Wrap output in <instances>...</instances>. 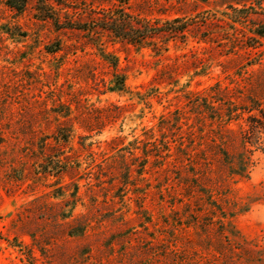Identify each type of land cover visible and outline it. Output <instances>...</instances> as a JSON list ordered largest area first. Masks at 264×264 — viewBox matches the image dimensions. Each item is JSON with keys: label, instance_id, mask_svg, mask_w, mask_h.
<instances>
[{"label": "rangeland", "instance_id": "1", "mask_svg": "<svg viewBox=\"0 0 264 264\" xmlns=\"http://www.w3.org/2000/svg\"><path fill=\"white\" fill-rule=\"evenodd\" d=\"M263 31L264 0H0V264H264V131L247 177L224 155Z\"/></svg>", "mask_w": 264, "mask_h": 264}, {"label": "trees", "instance_id": "2", "mask_svg": "<svg viewBox=\"0 0 264 264\" xmlns=\"http://www.w3.org/2000/svg\"><path fill=\"white\" fill-rule=\"evenodd\" d=\"M22 6L23 5H20L17 11L21 10ZM106 23L107 24L104 25L105 27L101 28L111 33L113 37L123 39L125 42L131 45L141 47L146 44V41L149 38H155L162 35L177 37L183 35L186 30L184 25L185 23L179 17H175L161 25H158V23H153V25L149 23H142L139 24L138 27H133L129 25L128 20L120 18H118V20L115 22L111 20L106 21ZM257 34L261 37L263 36L264 31ZM121 86L122 87L117 88V90H123V82H121ZM255 110H257L255 107H248L242 109L241 111L242 113L246 112V114H248L244 119L246 128L242 130L241 144L243 151L240 154L234 156L231 161L229 160L230 157L224 153L227 158L226 162L228 164L229 173L240 178L248 176V169L252 163L250 155L251 151H253V149H250V147H254L255 149L258 148L261 138L259 137L258 132H262V130L264 131V111H258L259 117H262L260 120L258 115L256 116V114L253 113ZM236 114L237 115L235 116L237 118L239 114ZM215 118H217V116ZM232 119L233 117H228L227 119H224L223 122L227 123ZM219 120H222V118ZM66 138L67 137H64V140H67Z\"/></svg>", "mask_w": 264, "mask_h": 264}]
</instances>
